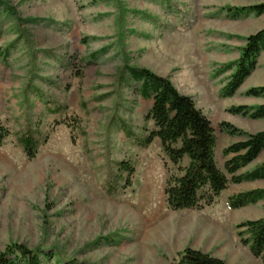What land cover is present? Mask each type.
I'll return each instance as SVG.
<instances>
[{
	"label": "rangeland",
	"instance_id": "rangeland-1",
	"mask_svg": "<svg viewBox=\"0 0 264 264\" xmlns=\"http://www.w3.org/2000/svg\"><path fill=\"white\" fill-rule=\"evenodd\" d=\"M262 1L0 0V126L9 131L0 146V250L38 247L52 253L51 264H171L193 247L234 264H264L237 229L264 217V200L229 205L234 194L264 188V179L230 181L204 208L172 209L165 195L172 164L160 140L142 148L120 128L123 120L137 137L154 128L145 117L153 100L124 71L148 68L211 119L226 172L224 149L264 130V118L228 111L264 103L246 96L264 85V52L232 97L220 90L235 67L215 72L239 59L245 38L264 26V14L230 8ZM56 107L62 111L48 109ZM223 121L240 131L231 135ZM28 128L41 140L34 158L17 141ZM122 161L135 172L109 193L106 181L119 176ZM263 161L264 151L239 173Z\"/></svg>",
	"mask_w": 264,
	"mask_h": 264
},
{
	"label": "trees",
	"instance_id": "trees-1",
	"mask_svg": "<svg viewBox=\"0 0 264 264\" xmlns=\"http://www.w3.org/2000/svg\"><path fill=\"white\" fill-rule=\"evenodd\" d=\"M236 15L254 13L264 14V1L240 7H231ZM239 59L229 62L215 72L218 77L235 67L228 82L221 88L223 98L232 97L241 88L246 79L256 69L258 58L264 50V27L245 38ZM96 56V54H93ZM125 73L139 83L142 98L153 100L146 114V120L154 123V128L145 137H137L123 120L120 128L126 136L134 139L142 148L148 147L156 138L172 164L168 169L165 195L170 208L175 210L197 209L212 205L225 191L229 182L242 183L264 179V161L244 173L239 171L255 161L264 150V130L247 134L243 140L236 141L224 149L226 172L216 160L217 137L211 119L199 108L192 96L181 93L173 82L144 67L126 64ZM246 96L264 97V85L254 86L246 91ZM53 113L62 108H48ZM229 112L248 116L252 119L264 118V103L256 106L237 105ZM221 127L231 135L240 130L230 122H221ZM9 131L0 126V146L4 144ZM17 141L30 158H34L41 145L38 129L21 132ZM119 176L106 181L109 193L118 192L123 186L124 173L129 176L135 172L130 161L119 164ZM125 181L128 178H124ZM264 200V188H255L229 197L232 209L257 204ZM240 240L249 246L256 257H264V217L249 219L237 225ZM52 253L41 248H30L24 244H14L0 250V262L3 264H51ZM61 264H87L76 259L62 261ZM171 264H234L206 251L186 247Z\"/></svg>",
	"mask_w": 264,
	"mask_h": 264
},
{
	"label": "crops",
	"instance_id": "crops-1",
	"mask_svg": "<svg viewBox=\"0 0 264 264\" xmlns=\"http://www.w3.org/2000/svg\"><path fill=\"white\" fill-rule=\"evenodd\" d=\"M263 27H264V26H263ZM263 27H261V28H263ZM261 28H260V29H261ZM263 52H264V50L262 51V53H263ZM262 53H261V54H262ZM259 57H260V56H259ZM253 72H254V71H253ZM252 74H253V73H252ZM252 74H251L248 78L252 77ZM248 78H247L246 80H248ZM245 82H246V81H245ZM245 82H244V84H245ZM244 84H243V85H244ZM243 85H242V86H243ZM242 86H241V87H242ZM247 90H248V89H247ZM247 90H246V91H247ZM249 98H252V99H261V98H262V99H264V97H251V96H249ZM261 119H262V118H261ZM238 141H239V140H238ZM263 151H264V150H263ZM263 151H262V152H263ZM262 152H261V153H262ZM260 155H261V154H260ZM260 155H259V156H260Z\"/></svg>",
	"mask_w": 264,
	"mask_h": 264
}]
</instances>
